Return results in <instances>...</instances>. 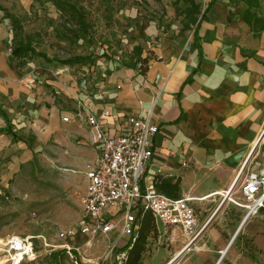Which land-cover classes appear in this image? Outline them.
Returning <instances> with one entry per match:
<instances>
[{"label": "crops", "instance_id": "1", "mask_svg": "<svg viewBox=\"0 0 264 264\" xmlns=\"http://www.w3.org/2000/svg\"><path fill=\"white\" fill-rule=\"evenodd\" d=\"M15 1L27 11L24 0ZM189 1L198 5V13H192ZM210 1L165 5L162 21L147 20L133 33L142 49L129 55L46 68L39 59L18 68L9 51L12 21L0 10V129L10 130L0 133V172L6 171L0 173V184L42 161L45 149L51 165L80 176L82 184L70 194L80 193L82 208L86 165L96 160L98 146L94 132L78 116L90 112L101 118L108 111L101 123L104 131L115 134L124 130L129 115L151 113L159 127L152 165L161 172L149 168L145 182L157 177L162 194L189 199L203 230L184 250L189 238L179 228L166 227L146 213L138 226L140 237L151 216L141 264H222L226 253L228 264H255L246 243L264 252V209L246 216L248 202L239 179L264 166V23L257 20L264 15L242 0H215L205 11ZM11 5L0 0L8 13ZM121 221L118 214V230L100 234L89 247L76 226L61 230L72 232L67 240L57 239L80 248L74 252L80 264H99L108 246H114L104 264H117L115 256H129L136 243L121 235ZM151 234L158 235L155 244L165 241L164 253L151 246ZM61 245H51V251ZM38 261L37 256L23 264Z\"/></svg>", "mask_w": 264, "mask_h": 264}, {"label": "rangeland", "instance_id": "2", "mask_svg": "<svg viewBox=\"0 0 264 264\" xmlns=\"http://www.w3.org/2000/svg\"><path fill=\"white\" fill-rule=\"evenodd\" d=\"M76 4L86 18L87 30L78 33V28L67 16L54 5V0H24L28 7L26 12L19 9L20 3L15 0H2L11 10L9 13L21 22L22 32L19 34L35 35L34 49L46 57H37L42 68L47 66H64L56 60L70 57H81L93 61L97 57H113L129 55L142 49V44L134 36L137 29L147 20L163 19L164 6L173 0H59ZM23 4V3H22ZM264 15V0H258L255 7ZM49 59V60H48ZM48 150L44 149L42 161L26 165L10 183L0 184V240L5 242L8 237L35 236L45 237L49 245L66 243L57 239L61 230L68 231L77 226L81 216V206L70 190L78 191L82 184L80 176L71 171L58 170L50 164ZM2 171L0 173H5ZM35 213L36 216L32 214ZM264 222V218L262 220ZM151 246L161 248L165 241L155 244L157 236L151 234ZM164 240V238H163ZM42 239L34 240L37 264H74L66 253L58 255L51 262L55 252L62 251L43 246ZM237 246V240L232 247ZM166 247V244L165 246ZM0 249H3L2 244ZM248 254L256 257L255 264H264V252L258 251L250 242L246 243ZM166 248H161L164 253ZM152 251V247L150 248ZM257 253V255H256ZM227 253L222 264H228ZM0 252V263L4 260ZM181 259V258H180ZM184 261V260H183ZM183 261L180 264H183ZM156 263V261H155ZM194 264V263H193Z\"/></svg>", "mask_w": 264, "mask_h": 264}, {"label": "built area", "instance_id": "3", "mask_svg": "<svg viewBox=\"0 0 264 264\" xmlns=\"http://www.w3.org/2000/svg\"><path fill=\"white\" fill-rule=\"evenodd\" d=\"M12 50L10 47L9 51ZM109 116L108 111H105L101 118L90 112L84 118L78 116L79 119H84L94 132L98 155L95 161L86 165L88 186L80 200L82 213L76 231L86 237V245L89 247L100 234L108 236L118 230L119 214L122 217L121 235L132 238L134 244L139 237L138 226L145 214L149 213L164 226L179 228L189 238L184 248L189 250L203 230L199 227L197 213L190 205L189 199H175L162 194L157 187V177L152 176L150 182H145L148 169H155L152 165L153 138L159 132L151 113L129 115L124 130L115 134H109L103 129L101 119ZM63 121L70 120L63 118ZM155 170L160 174L159 169ZM242 174L239 188L248 202L246 216L249 217L264 209V192L257 196L264 190V166ZM70 234L60 231L57 237L67 240ZM36 239H42L45 247L51 246L43 236L8 237L2 245L1 252L5 257L2 264L35 261ZM56 248L65 250L74 264H80L74 254L80 253L79 247L64 244ZM114 253L115 247L108 246L107 253L99 264H104L109 255ZM115 258L117 264H125L128 254L120 253Z\"/></svg>", "mask_w": 264, "mask_h": 264}, {"label": "trees", "instance_id": "4", "mask_svg": "<svg viewBox=\"0 0 264 264\" xmlns=\"http://www.w3.org/2000/svg\"><path fill=\"white\" fill-rule=\"evenodd\" d=\"M244 1L249 8H254L258 4V0H242ZM191 3V9L192 13L196 14L198 13L199 7L198 5L194 4L192 1H189ZM215 0H211L205 11L209 10ZM54 5L56 8L61 12V14L67 16V20L70 22H73L78 28V33L80 32H85L87 30V24H86V18L85 14L81 9L77 7L76 4H71V3H65V2H60L59 0H54ZM0 10L5 12L6 18L11 19L12 25H13V32H14V38H13V55L17 60V66L18 68H23L29 61H32L36 59L37 57L45 59V55L43 53H38L34 49V42H35V35H22L20 36L22 32V26L21 22L18 18L15 16L11 15L4 9L3 7L0 6ZM188 14L186 13V18H188ZM260 20L261 23H264V19H257ZM49 60V59H48ZM85 59L81 57H70L68 59L64 60H56V62L60 63L61 65H73L76 63H81ZM143 67V65H142ZM2 132H8L10 133L9 127L6 129H0V133ZM151 228V216L148 215L145 219V222L143 224L142 230H141V235L139 239L136 241L134 244L133 248L129 251V256H128V261L126 264H141V255L142 252L144 251V244L146 242L147 238V233ZM66 253L65 250L55 252L52 256L54 257L55 260H57L58 255ZM61 264V263H57Z\"/></svg>", "mask_w": 264, "mask_h": 264}, {"label": "bare ground", "instance_id": "5", "mask_svg": "<svg viewBox=\"0 0 264 264\" xmlns=\"http://www.w3.org/2000/svg\"><path fill=\"white\" fill-rule=\"evenodd\" d=\"M1 244L3 245L4 242L0 240V245H1ZM1 251H3V249H0V252H1ZM222 253H225V251H223ZM173 260H174V259H173ZM2 263H3V262H1L0 264H2Z\"/></svg>", "mask_w": 264, "mask_h": 264}]
</instances>
